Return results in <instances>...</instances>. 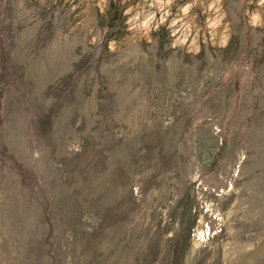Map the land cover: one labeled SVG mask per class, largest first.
<instances>
[{
  "label": "rangeland",
  "instance_id": "1",
  "mask_svg": "<svg viewBox=\"0 0 264 264\" xmlns=\"http://www.w3.org/2000/svg\"><path fill=\"white\" fill-rule=\"evenodd\" d=\"M0 264H264V0H0Z\"/></svg>",
  "mask_w": 264,
  "mask_h": 264
},
{
  "label": "bare ground",
  "instance_id": "2",
  "mask_svg": "<svg viewBox=\"0 0 264 264\" xmlns=\"http://www.w3.org/2000/svg\"><path fill=\"white\" fill-rule=\"evenodd\" d=\"M228 254V253H227Z\"/></svg>",
  "mask_w": 264,
  "mask_h": 264
}]
</instances>
